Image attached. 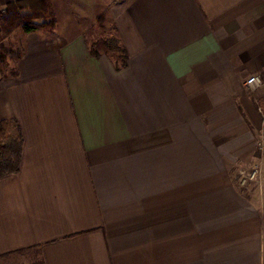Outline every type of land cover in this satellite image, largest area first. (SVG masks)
<instances>
[{"label": "crops", "instance_id": "0c3cea01", "mask_svg": "<svg viewBox=\"0 0 264 264\" xmlns=\"http://www.w3.org/2000/svg\"><path fill=\"white\" fill-rule=\"evenodd\" d=\"M53 4L55 30L17 32L0 74V120L24 137L0 178V264H264V86L246 85L264 0ZM86 15L126 66L91 54Z\"/></svg>", "mask_w": 264, "mask_h": 264}, {"label": "trees", "instance_id": "16d2710c", "mask_svg": "<svg viewBox=\"0 0 264 264\" xmlns=\"http://www.w3.org/2000/svg\"><path fill=\"white\" fill-rule=\"evenodd\" d=\"M3 30L7 33L21 27L26 33L54 29L57 17L52 0H11L7 3ZM103 16L99 20H103ZM108 49L119 55L117 68L126 66L128 54L117 37L105 41ZM91 54L99 56L94 44ZM117 55V56H118ZM24 137L16 119L0 120V178L20 172L23 158Z\"/></svg>", "mask_w": 264, "mask_h": 264}, {"label": "rangeland", "instance_id": "374dc122", "mask_svg": "<svg viewBox=\"0 0 264 264\" xmlns=\"http://www.w3.org/2000/svg\"><path fill=\"white\" fill-rule=\"evenodd\" d=\"M10 1L11 0H4V4L0 2V74H4L5 72H10L14 70V60L20 53L19 42L15 38V34L20 31L24 32L21 27H18L10 33H7L3 30L4 21L7 15L6 7L7 3H9ZM78 18L79 19L77 20V22L80 21L81 24L84 25L87 31V35L91 38L92 42H94L96 49L98 48L101 51L112 53L115 56L118 55L115 52H111L105 43L106 40H109L110 38H115L117 36L114 28L109 22H107L105 17L103 18V20H97V22L91 16L88 15L83 17L79 16ZM55 28L51 30L43 29V31H53L55 30ZM117 57H119V55Z\"/></svg>", "mask_w": 264, "mask_h": 264}, {"label": "built area", "instance_id": "2783aa9c", "mask_svg": "<svg viewBox=\"0 0 264 264\" xmlns=\"http://www.w3.org/2000/svg\"><path fill=\"white\" fill-rule=\"evenodd\" d=\"M246 85L250 88H256L259 86H264V74L263 75H253L246 80ZM261 149L264 150V136L258 142ZM261 167L257 163L253 165L250 169L240 173L238 182L241 186H246L249 182L257 181L260 176Z\"/></svg>", "mask_w": 264, "mask_h": 264}]
</instances>
